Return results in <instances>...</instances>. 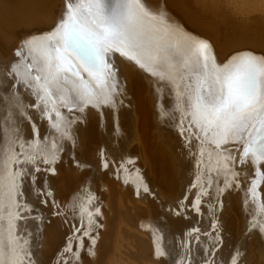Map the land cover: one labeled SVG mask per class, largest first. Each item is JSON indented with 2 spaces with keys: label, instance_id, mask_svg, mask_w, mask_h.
Wrapping results in <instances>:
<instances>
[{
  "label": "bare ground",
  "instance_id": "1",
  "mask_svg": "<svg viewBox=\"0 0 264 264\" xmlns=\"http://www.w3.org/2000/svg\"><path fill=\"white\" fill-rule=\"evenodd\" d=\"M255 49L264 0H0V264H264Z\"/></svg>",
  "mask_w": 264,
  "mask_h": 264
},
{
  "label": "rangeland",
  "instance_id": "2",
  "mask_svg": "<svg viewBox=\"0 0 264 264\" xmlns=\"http://www.w3.org/2000/svg\"><path fill=\"white\" fill-rule=\"evenodd\" d=\"M133 6V5H132ZM134 7V6H133ZM134 9H135V7H134ZM137 13H138V11H136ZM90 47H92L93 49H91V51H92V54H93V58L94 59H96L97 58V60L95 61V63H94V65L92 66L93 68H96L97 70H99L100 72H104V71H106L110 66H111V64L110 63H108L107 62V59H105L104 58V56L102 55V60H101V58H100V56L98 55V53H97V51H96V48H95V46H93V45H90ZM213 49V53L211 52V55L209 54V56L207 57V65L208 66H216L217 68H219V69H223V68H225V67H227V66H225V64H226V61L225 60H223V61H220V60H218L219 59V56L217 55L216 56V52H215V48H212ZM261 50H263L264 51V49H261ZM210 52V51H209ZM239 52H241L240 50H237V51H235V52H233V54L234 53H239ZM254 53H261V54H259V55H263L264 56V52L262 53L261 51H259V50H257V49H255L254 51H253ZM97 55H98V57H97ZM221 58V57H220ZM258 58H261V57H258ZM90 66L92 65V63H90V62H87ZM251 72V71H250ZM48 133H45L40 139L41 140H43V139H46V137L48 136V134L50 133L49 131H47ZM54 132H51V134H53ZM38 135V134H37ZM50 142L52 143V142H54V139H51L50 140ZM218 143H212V144H210V147L211 148H214L216 145H217ZM232 148V147H231ZM216 149V148H215ZM248 163H252L250 160L249 161H247ZM43 171V170H42ZM38 172H40V170H38ZM262 172V171H261ZM100 174V172L98 171H94L93 172V175H96V176H98ZM46 178V177H45ZM36 180H37V178H36ZM35 183V182H34ZM193 183V181H191V184H190V187L191 188H193V189H195V184H192ZM97 194V193H96ZM100 195V194H99ZM95 195H93V200L94 201H97V198H95ZM101 198V197H100ZM184 198H186V196L184 197ZM100 200V199H99ZM185 199H182V201H184ZM195 201V199L193 200V202ZM192 205H193V209H192V206H189V207H187V208H189L188 209V212H191L192 210H194V204L192 203ZM22 212V211H21ZM193 212V211H192ZM194 213H195V211H194ZM198 214V213H197ZM184 216H186V215H184ZM28 218V217H27ZM186 220H187V217H184ZM63 237H59V238H61V239H63L64 237H68L67 235H66V227L65 228H63ZM98 230V229H97ZM65 232V233H64ZM99 235H97V237H96V239L98 238L99 239ZM102 237V236H101ZM69 238V237H68ZM68 238H64V239H68ZM63 239V240H64ZM62 240V241H63ZM46 246H41V245H39V249H40V251H39V249L37 250V251H39V254L40 253H43V252H41L42 251V249L43 250H46L47 248H48V246L46 247V249H44ZM97 247L99 248H102V242L99 244H97ZM41 255V254H40ZM86 256L88 257V253H87V249H86ZM100 257V258H99ZM93 259V260H92ZM96 260H97V262H95L94 261V258H88V260L89 261H91V262H93V263H90L88 260H87V263L88 264H102V256H98V257H96L95 258ZM100 259V260H99ZM86 263V264H87Z\"/></svg>",
  "mask_w": 264,
  "mask_h": 264
}]
</instances>
